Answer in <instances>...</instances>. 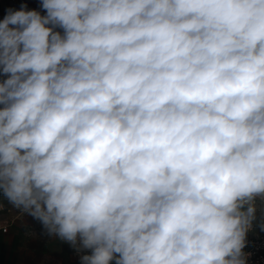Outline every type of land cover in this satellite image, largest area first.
Returning <instances> with one entry per match:
<instances>
[{
    "label": "clouds",
    "instance_id": "clouds-1",
    "mask_svg": "<svg viewBox=\"0 0 264 264\" xmlns=\"http://www.w3.org/2000/svg\"><path fill=\"white\" fill-rule=\"evenodd\" d=\"M41 8L0 21L7 203L80 264H248L264 231V0Z\"/></svg>",
    "mask_w": 264,
    "mask_h": 264
},
{
    "label": "crops",
    "instance_id": "crops-1",
    "mask_svg": "<svg viewBox=\"0 0 264 264\" xmlns=\"http://www.w3.org/2000/svg\"><path fill=\"white\" fill-rule=\"evenodd\" d=\"M41 1H31L29 8L33 10ZM4 78L0 72V81ZM0 214L9 224L7 233H0V264H80L76 252L68 244L47 237L38 220L9 208L2 192ZM263 233L261 231L257 236Z\"/></svg>",
    "mask_w": 264,
    "mask_h": 264
},
{
    "label": "built area",
    "instance_id": "built-area-1",
    "mask_svg": "<svg viewBox=\"0 0 264 264\" xmlns=\"http://www.w3.org/2000/svg\"><path fill=\"white\" fill-rule=\"evenodd\" d=\"M31 1L33 0H0V21L4 19L5 15L7 14V10L10 8L19 10L22 5H26L27 10H32L29 8ZM41 3L42 1L36 3L35 8L33 9L40 11L43 15L44 10L41 8ZM8 228V222L0 214V233H7ZM244 251L251 253L248 258V264H264V233L251 240H248L247 247L244 249Z\"/></svg>",
    "mask_w": 264,
    "mask_h": 264
},
{
    "label": "rangeland",
    "instance_id": "rangeland-1",
    "mask_svg": "<svg viewBox=\"0 0 264 264\" xmlns=\"http://www.w3.org/2000/svg\"><path fill=\"white\" fill-rule=\"evenodd\" d=\"M57 30H59V31H62V30H60V29H57ZM8 206H9V208H13V207H11L9 204H8ZM261 232V230H260V228L258 227L257 229H254V231H252V232H250L249 234H248V240H251V239H253V238H255L256 236H257V234H259ZM77 254V253H76ZM78 255V254H77ZM79 256V255H78ZM113 264H114V262H113Z\"/></svg>",
    "mask_w": 264,
    "mask_h": 264
}]
</instances>
